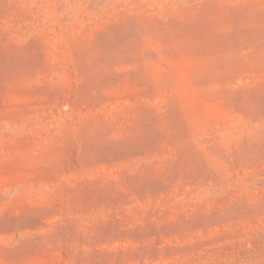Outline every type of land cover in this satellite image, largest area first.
<instances>
[{"label":"rangeland","instance_id":"1","mask_svg":"<svg viewBox=\"0 0 264 264\" xmlns=\"http://www.w3.org/2000/svg\"><path fill=\"white\" fill-rule=\"evenodd\" d=\"M0 264H264V0H0Z\"/></svg>","mask_w":264,"mask_h":264}]
</instances>
